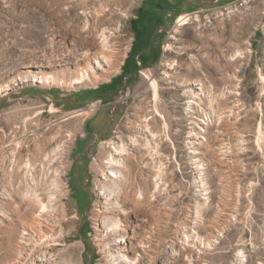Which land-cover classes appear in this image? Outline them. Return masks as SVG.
<instances>
[{"label": "rangeland", "instance_id": "obj_1", "mask_svg": "<svg viewBox=\"0 0 264 264\" xmlns=\"http://www.w3.org/2000/svg\"><path fill=\"white\" fill-rule=\"evenodd\" d=\"M156 1L0 0V264H33L39 237L107 264L116 221L136 264H264V0H204L197 21L171 26L164 60L116 87L111 131L76 170L78 212L72 155L95 89L117 81Z\"/></svg>", "mask_w": 264, "mask_h": 264}, {"label": "flooded vegetation", "instance_id": "obj_2", "mask_svg": "<svg viewBox=\"0 0 264 264\" xmlns=\"http://www.w3.org/2000/svg\"><path fill=\"white\" fill-rule=\"evenodd\" d=\"M220 0H216L219 2ZM239 1L233 0L232 2ZM206 3L204 0H160L153 3L143 4L135 19L133 26L134 40L131 50V57L127 59L125 69L120 73L117 81L110 82L109 85L101 91L98 88L94 93L96 98H101V103L95 109H92V116L85 120L83 135L78 138L72 157L74 162L72 169L75 170L71 182L73 187V199L78 212L84 211L88 204L86 193L87 187L82 184L80 174L76 170L88 166L92 156L98 151L99 139L106 136L112 127L113 116L116 108L112 109L109 100L113 98L116 87L125 86L142 70L148 68L158 59L164 60L169 50L170 29L173 24L189 25L197 21L195 16L203 13ZM186 12L185 17L181 14ZM185 23V24H184ZM176 39V38H174ZM180 40V39H177ZM188 53L183 52L182 55ZM178 62V61H177ZM164 66V63H161ZM93 97L89 94L83 98L86 104ZM99 130V134L96 131ZM82 231V229H81Z\"/></svg>", "mask_w": 264, "mask_h": 264}, {"label": "bare ground", "instance_id": "obj_3", "mask_svg": "<svg viewBox=\"0 0 264 264\" xmlns=\"http://www.w3.org/2000/svg\"><path fill=\"white\" fill-rule=\"evenodd\" d=\"M84 79L85 78L83 77L79 83H83L85 81ZM151 87L154 91L155 97L158 98L157 83L154 81ZM195 99H196V92L192 96V101H195ZM82 112L84 113V111H81V112H77L76 114H81ZM145 146L146 144L144 145V147ZM113 150H114L112 151L113 154H111L110 159H109V165H110V170H111L110 176L113 177L114 179H119L120 174L123 172L122 167L128 164L127 159L124 157V153L127 152V149L123 146V147H114ZM139 151L141 152V155L145 154L142 148H139ZM119 156H121L122 158L120 157L121 159L120 158L117 159L116 157H119ZM129 179H127L128 183H129ZM107 231H108V234H107L108 243L106 244L107 264H128V263L136 264L135 261L131 260V258L126 254L127 247L125 248L123 247L124 245L128 243V240L122 234L125 231V228H123L122 223H120V221H116V223L112 224L111 226L110 225L108 226ZM41 238L42 237H39V240L37 241V245L34 246V249H32L33 250L32 251L33 264H75L73 261V258H75V256L73 258L71 256L66 258L62 256L63 255L62 253H59L58 250H55L52 247L50 248L48 246L46 248V247H42V245L40 246L42 242ZM145 244L146 243H142L141 248L143 249L144 255H148L149 250L147 249V247H145ZM72 252L76 253V250L69 251V254H71Z\"/></svg>", "mask_w": 264, "mask_h": 264}]
</instances>
